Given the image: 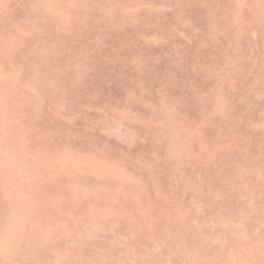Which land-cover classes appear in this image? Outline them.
<instances>
[{"label": "rangeland", "instance_id": "rangeland-1", "mask_svg": "<svg viewBox=\"0 0 264 264\" xmlns=\"http://www.w3.org/2000/svg\"><path fill=\"white\" fill-rule=\"evenodd\" d=\"M0 264H264V0H0Z\"/></svg>", "mask_w": 264, "mask_h": 264}]
</instances>
